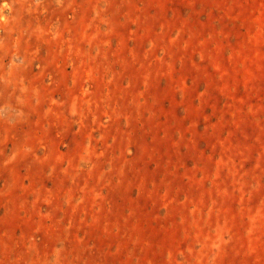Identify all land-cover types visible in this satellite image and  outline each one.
Masks as SVG:
<instances>
[{"label": "rangeland", "instance_id": "1", "mask_svg": "<svg viewBox=\"0 0 264 264\" xmlns=\"http://www.w3.org/2000/svg\"><path fill=\"white\" fill-rule=\"evenodd\" d=\"M0 264H264V0H0Z\"/></svg>", "mask_w": 264, "mask_h": 264}]
</instances>
